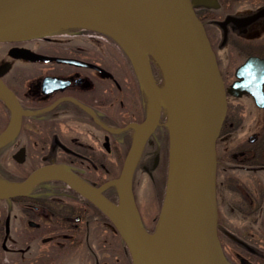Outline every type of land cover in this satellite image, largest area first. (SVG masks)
I'll use <instances>...</instances> for the list:
<instances>
[{
	"label": "flooded vegetation",
	"instance_id": "1",
	"mask_svg": "<svg viewBox=\"0 0 264 264\" xmlns=\"http://www.w3.org/2000/svg\"><path fill=\"white\" fill-rule=\"evenodd\" d=\"M190 1L227 94L216 142L218 235L229 264H264V0ZM12 49L68 61L14 57ZM116 51L88 28L0 42V78L23 112L16 127L0 97V136L9 134L0 145V184L11 187L0 190V264H133L102 207L63 179L99 189L119 178L148 118V93ZM162 119L140 153L134 191L140 168L151 181L162 175L160 162L169 156ZM55 170L61 175L51 176ZM93 192L119 198L117 186ZM221 204L230 212L225 218ZM224 239L235 247L225 249Z\"/></svg>",
	"mask_w": 264,
	"mask_h": 264
},
{
	"label": "water",
	"instance_id": "2",
	"mask_svg": "<svg viewBox=\"0 0 264 264\" xmlns=\"http://www.w3.org/2000/svg\"><path fill=\"white\" fill-rule=\"evenodd\" d=\"M100 1L0 0V42L39 36L43 34L38 32L41 27L79 16L86 17L98 25L88 28L110 35L122 46L120 39L135 42L131 33L135 26L131 25V29H126L120 23L108 20L104 13L97 10ZM114 5L122 13L119 14L120 18L136 19L148 31L157 52L156 59L168 92L170 165L168 200L162 222L169 224L178 218L181 264H229L224 258L218 239L216 184V141L227 111V94L208 37L190 0H143V5L115 0ZM123 48L127 51L137 76L148 93L151 121L148 122L149 130L143 136H136L120 178L92 191L100 192L111 185L118 186L120 206L123 201L127 206L124 218L127 234L120 229L131 248L134 264H166L155 257L156 245L147 246L145 243L141 230L149 236L152 235L146 232L138 220L131 184L132 174L146 138L160 121L163 106L158 91L160 88L148 62L151 78L145 82L142 65L138 56L134 54L135 50L132 55L124 46ZM22 50L12 49L10 53L14 57L33 60L68 61ZM208 52L211 53L212 59H207ZM185 61L191 62L199 76L211 78L214 82L215 101L209 113L205 109L194 74L186 66ZM0 97L14 110L17 127L23 112L15 95L1 78ZM8 138V133L2 134L0 145ZM36 174L11 194H18L19 189L30 185ZM63 179L74 185L82 194L88 195L89 190L81 183ZM4 197L6 195L0 191V198ZM199 197H202L201 208L198 207ZM102 210L105 211L103 208ZM146 256L149 257V261Z\"/></svg>",
	"mask_w": 264,
	"mask_h": 264
},
{
	"label": "bare ground",
	"instance_id": "3",
	"mask_svg": "<svg viewBox=\"0 0 264 264\" xmlns=\"http://www.w3.org/2000/svg\"><path fill=\"white\" fill-rule=\"evenodd\" d=\"M132 3H136L139 5H143V0H126ZM115 0H101L98 2L97 10L100 13H104L105 16L110 21H115L120 23L123 27L126 29H131V25L135 26V29L131 31L133 34V38L135 42H128L124 39H120L123 46L133 55L135 50V55L138 56L140 63L142 65L143 70V78L146 82L149 80L150 72L147 65V59L143 55L142 51L143 49L149 48V45H151L153 48V43L151 41L150 35L148 31L144 28V26L139 23L136 19L131 20L126 18H120L119 14H122L120 11H118L116 6L114 5ZM62 23H68L70 25H81L86 27H98L97 24L92 22L91 20L87 19L86 17L79 16L74 19L68 20V21H62L60 23L50 24L46 25L44 27H41L38 29V32L40 33H46L52 28H55L56 26L62 24ZM156 50V49H155ZM157 53V52H156ZM207 59H212L211 53H207ZM186 66L193 72L194 77L196 79V82L199 86L200 93L202 96V100L205 106L206 111L209 113L211 111V108L215 101V85L211 78H204L199 76L190 61H185ZM161 101L162 103H168L169 104V97L168 92L166 90L158 89ZM151 121V113L148 116L147 123L143 124V127H137V136H143L146 131L149 130V123ZM169 140V148H170V134L168 135ZM134 174V171H133ZM61 175V172L55 170L51 173V176L58 177ZM11 187H8L6 185L0 184V190H8ZM87 188V187H86ZM88 195L95 200L105 211H107L116 221L118 226L122 229L123 232L127 234L126 228H125V214L127 212V206L125 201H123L121 206H114L113 204L109 203L105 200L100 194H95L92 189H89ZM202 206V197H199L198 200V207L201 208ZM160 235H158L155 238H152V236L147 235L143 230H141V233L143 235V238L145 240V243L147 246H150L151 244H155L157 247L155 257L164 261L166 264H181V256H180V241H179V231H178V218H176L172 223L167 224L166 222H163L161 227ZM146 259L149 261V257L146 256Z\"/></svg>",
	"mask_w": 264,
	"mask_h": 264
},
{
	"label": "rangeland",
	"instance_id": "4",
	"mask_svg": "<svg viewBox=\"0 0 264 264\" xmlns=\"http://www.w3.org/2000/svg\"><path fill=\"white\" fill-rule=\"evenodd\" d=\"M67 26L83 27L81 25H70L68 23H62V24L56 26L55 28L50 29L49 31H47V33H49V34L54 33L55 34L59 30H61L64 27H67ZM84 28H85V26H84ZM119 44L120 43H118L117 41L112 42V45L114 46L115 50H117L116 54L119 55L121 59H127L128 58V60L130 61L129 55L122 48V46ZM117 45L122 49L120 50ZM151 47L152 46L149 45V48L143 49V54H144V56H146L148 64H149V62H151L150 61L151 57H154L155 59L157 58V53H156L155 47L154 46H153V48H151ZM122 51H124V54L126 56L123 55ZM156 77H157V75H156ZM160 79H161V77H160ZM159 88L161 90L167 91V88H166L164 81H162V82L159 81ZM162 105H163L162 107L164 109V115H163L162 121H163L164 126H166V128L168 129V126H169L168 106L169 105H168V103H162ZM154 163H156V162H155V160L153 161V159H152L151 162L146 163V165L149 168H151ZM160 165H162V160L160 162ZM142 169H143V167L140 168V171H139L140 175L137 176L138 180L135 182V195H136L135 200H136V205L138 208V220H139L141 225L143 223L144 226L145 225L156 226V231L153 234H151L152 238H155L158 235H160V233H161V229L159 228V226L161 227V225L163 224V222H162L163 218L162 217H163L164 210H165L164 208L166 207L167 200H168L169 179L167 180V182H168L167 185H166V182H164V187H166V188H164L165 197H164V199L161 200V202H159L158 201L159 198L156 195L157 194L156 192L159 193L160 189H162L163 182L160 179H156L157 181H155V180L151 181V178L148 177L147 172L143 173ZM166 175H168L167 171H166ZM152 182L155 183L156 185L154 186L152 184ZM217 203H218V201H217ZM223 205L221 204V206H219V215L221 216V218H225L227 216V212L230 213L228 210H226L227 206L225 208V206H223ZM120 231H121V229H120ZM103 233H104L103 235H105L108 240L112 239V235L114 234V232L109 227L104 228ZM152 245L153 244H151L150 246H152ZM224 246H225V249H228L229 251L231 250V248L235 247L232 243L228 242L226 239H224ZM221 248H222V253L224 254V248L222 247V244H221ZM120 249L124 253L123 246H120Z\"/></svg>",
	"mask_w": 264,
	"mask_h": 264
},
{
	"label": "trees",
	"instance_id": "5",
	"mask_svg": "<svg viewBox=\"0 0 264 264\" xmlns=\"http://www.w3.org/2000/svg\"><path fill=\"white\" fill-rule=\"evenodd\" d=\"M72 29H74V28H62L61 30H59V33H62V32H69V31H71ZM151 64H152V67H153V69H154V71H155V74L157 75V78H160V77H162V72H161V69H160V66H159V64H158V62H157V60L154 58V57H151ZM168 159H167V156L165 155L164 157H163V159H162V165L160 166V167H162V169H161V171H162V175L160 176V180L163 182V186H162V189H160V191H159V193L158 192H156L157 194V196H158V198H159V202H161V200L162 199H164V197H165V191H164V188H166V187H164V182H166V185H167V180H168V175H166V171H167V168H168V161H167ZM168 173V172H167ZM155 181H157L156 179H155ZM152 184L155 186L156 184L155 183H153L152 182ZM163 205V204H162ZM102 216L103 217H105V218H107V220H109L112 224H113V222L111 221V219L108 217V216H106L103 212H102ZM114 225V224H113ZM114 227H115V225H114ZM116 228V227H115ZM144 228L148 231V232H150V233H154L155 231H156V226H150V225H145L144 226ZM117 229V228H116ZM117 231H118V229H117ZM118 233L120 234V232L118 231ZM121 235V234H120Z\"/></svg>",
	"mask_w": 264,
	"mask_h": 264
}]
</instances>
